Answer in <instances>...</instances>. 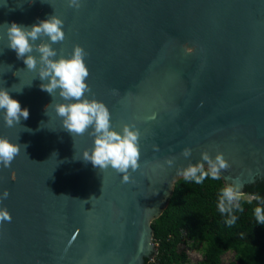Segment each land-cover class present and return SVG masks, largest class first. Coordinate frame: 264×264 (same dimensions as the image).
I'll use <instances>...</instances> for the list:
<instances>
[{"label":"water","instance_id":"water-1","mask_svg":"<svg viewBox=\"0 0 264 264\" xmlns=\"http://www.w3.org/2000/svg\"><path fill=\"white\" fill-rule=\"evenodd\" d=\"M80 3L0 0V88L29 110L14 127L0 113V137L20 145L0 165V197L9 193L0 209L12 218L0 221V264H145L177 169L204 152L223 154L220 178L243 195L264 181V0ZM53 15L64 22L58 56L74 45L87 53L88 98L108 107L115 130L140 132V167L127 183L82 159L93 138L62 128L43 82L7 47V25Z\"/></svg>","mask_w":264,"mask_h":264},{"label":"clouds","instance_id":"clouds-1","mask_svg":"<svg viewBox=\"0 0 264 264\" xmlns=\"http://www.w3.org/2000/svg\"><path fill=\"white\" fill-rule=\"evenodd\" d=\"M67 5L78 10L81 3L80 0H67ZM6 36L7 47L15 51L18 59L23 60L28 71L36 73V77L43 82L41 90L53 97L51 104L61 120L62 128L73 139L86 133L93 138L91 148L82 153V159L90 161L101 171L112 169L122 174L123 182H129L130 171L140 167V132L134 125L128 124L122 125L120 131L115 130L108 107L103 102L88 98L90 89L86 81L89 70L85 63L87 53L81 46L74 45L68 57L58 56L53 45L65 40L63 20L53 15L30 27L11 23L6 26ZM57 96L64 102L54 103ZM0 113L3 114L7 127H14L21 119L29 118V110L22 108L19 101L13 99L4 88H0ZM19 152L20 145L0 137V165L10 167ZM191 152L190 148L185 147L181 155L189 158ZM174 159H168L166 163L172 166ZM229 167L222 153L212 157L204 152L196 163L177 169V174L186 181L201 184L208 178L219 180L221 173ZM8 195L5 190L0 198L6 199ZM242 195L241 187L236 183L226 185L220 192L217 208L221 214L228 216V225L235 223L234 213L242 210ZM254 198L261 200L259 196ZM261 203L264 205V201ZM254 216L258 224H264V206L256 207ZM11 219L7 210L0 209V221L11 222Z\"/></svg>","mask_w":264,"mask_h":264},{"label":"trees","instance_id":"trees-1","mask_svg":"<svg viewBox=\"0 0 264 264\" xmlns=\"http://www.w3.org/2000/svg\"><path fill=\"white\" fill-rule=\"evenodd\" d=\"M223 187L221 178H208L201 184L177 179L166 208L151 223L157 253L145 259V264L186 263L187 253L179 247L191 243L202 252V258L194 264H223L222 256L228 251L234 253L229 264H264V224H258L254 216V209L264 206V181L245 187L242 210L234 213L236 221L232 225L217 208Z\"/></svg>","mask_w":264,"mask_h":264},{"label":"rangeland","instance_id":"rangeland-1","mask_svg":"<svg viewBox=\"0 0 264 264\" xmlns=\"http://www.w3.org/2000/svg\"><path fill=\"white\" fill-rule=\"evenodd\" d=\"M182 248H184L187 253L188 261L186 263H178V264H194L195 262H197L202 258V252L199 246L191 243L188 246L181 245L179 247V249ZM233 260H234V253L232 251H228L222 256L223 264H229Z\"/></svg>","mask_w":264,"mask_h":264}]
</instances>
